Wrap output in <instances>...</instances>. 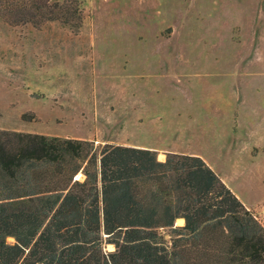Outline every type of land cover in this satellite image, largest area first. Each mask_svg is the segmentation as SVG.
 Here are the masks:
<instances>
[{"label": "trees", "instance_id": "obj_1", "mask_svg": "<svg viewBox=\"0 0 264 264\" xmlns=\"http://www.w3.org/2000/svg\"><path fill=\"white\" fill-rule=\"evenodd\" d=\"M0 17L83 19L81 0H0ZM0 264H264V225L200 156L0 129Z\"/></svg>", "mask_w": 264, "mask_h": 264}, {"label": "rangeland", "instance_id": "obj_2", "mask_svg": "<svg viewBox=\"0 0 264 264\" xmlns=\"http://www.w3.org/2000/svg\"><path fill=\"white\" fill-rule=\"evenodd\" d=\"M81 11L78 29L58 21L48 30H42L43 25L11 26L0 17V129L58 133V120L45 112L35 116L25 110L27 97L17 80L20 74H29L28 68L37 69L41 52L37 44L46 31H53V39L58 36L55 41H67L68 49L92 41L98 69L109 73L111 67H120L125 56L131 66L142 67L151 107L155 104L165 114L180 109L185 125L186 112L197 120L205 111L211 114L183 137L169 134L171 122L163 136L141 137L125 127L121 114L106 115L101 128L91 121L86 128L81 125L87 137L96 138L97 142L89 141L97 152L107 140L144 143L160 148V160L165 159L163 149L189 145L248 202H264V0H81ZM58 43L50 58L55 67L73 58L74 52L65 55L59 48L63 42ZM6 86L15 92L8 102ZM235 105L238 113H230ZM217 108L221 112H213ZM238 116L240 132L234 136L230 130L237 132ZM255 146L259 151L252 156ZM78 178L83 179L81 174ZM6 242L15 240L8 236ZM107 244L105 251H114V244Z\"/></svg>", "mask_w": 264, "mask_h": 264}, {"label": "crops", "instance_id": "obj_3", "mask_svg": "<svg viewBox=\"0 0 264 264\" xmlns=\"http://www.w3.org/2000/svg\"><path fill=\"white\" fill-rule=\"evenodd\" d=\"M57 21H50L42 26L44 28H55ZM55 34L46 31L44 39H40V55L37 59L38 67L28 68L30 72L28 75H19L17 80L20 84V90L25 93L27 97L26 111L35 113L39 116L40 113L45 112L54 120L59 121V132L51 134L53 136L77 138L84 140H93L96 138L92 135L90 139L88 134H85L86 122L91 121V125L97 123V128H101L102 121L110 114H121V118L126 121L125 127L131 129L134 133L141 137L145 136H163L164 128L167 123L171 122L173 136H187V131L196 122H205L211 116L206 111L203 115L198 116V120L191 113L186 112V125L181 120V111L169 110L167 114L164 113L157 105L153 104L151 107L148 102L147 82L143 80L142 67H133L130 60L125 55V59L120 63L119 68L111 67L109 73L106 69H98V63H95L93 43L89 41L78 42L73 44V48L68 49L67 41H55L57 38H52ZM59 42L60 52L68 54L73 52V58L68 59L64 64L53 66L52 50L53 45ZM72 49V50H71ZM44 50H51L44 52ZM37 57V56H36ZM71 60L72 62H68ZM100 65V63H99ZM113 70V71H112ZM8 82V80L6 81ZM5 96L6 102L9 98L15 96L14 89L11 90L6 86ZM33 94H36L34 96ZM43 106V108L41 107ZM221 112V108H217L213 112ZM233 111L238 113V105H235ZM177 113V114H176ZM224 116V115H223ZM230 116V115H229ZM118 118V116H116ZM115 117V118H116ZM217 119L219 115H214ZM94 122V123H92ZM237 132L230 130L232 135H238L240 132L241 119L237 117ZM83 125V127H81ZM169 127V126H168ZM182 129V130H181ZM105 143H112L111 141H104ZM190 141H188L189 143ZM138 148L151 149L159 155L160 148L151 146L149 144L141 143L139 145L128 144ZM187 149L166 148L164 153L176 152L190 155L200 156L207 164L215 171L213 166L199 153V151L191 148L189 145ZM254 148L257 152L253 153ZM259 151L258 147H253L251 150L252 156ZM166 154H164V157ZM161 161L164 160L160 159ZM218 176H220L218 174ZM220 179L237 195L243 204L257 216L259 221L264 225V202L250 203L248 202L227 180L220 176Z\"/></svg>", "mask_w": 264, "mask_h": 264}]
</instances>
